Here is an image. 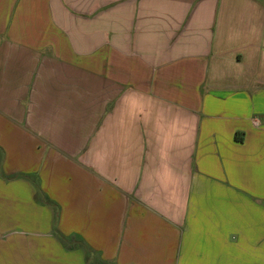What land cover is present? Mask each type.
I'll return each instance as SVG.
<instances>
[{
	"label": "crops",
	"instance_id": "0c3cea01",
	"mask_svg": "<svg viewBox=\"0 0 264 264\" xmlns=\"http://www.w3.org/2000/svg\"><path fill=\"white\" fill-rule=\"evenodd\" d=\"M0 264H264V0H0Z\"/></svg>",
	"mask_w": 264,
	"mask_h": 264
}]
</instances>
